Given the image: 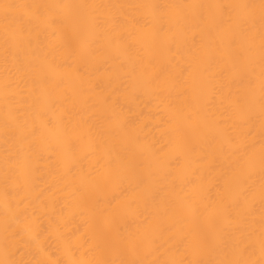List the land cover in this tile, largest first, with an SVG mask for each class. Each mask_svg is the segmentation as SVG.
Returning a JSON list of instances; mask_svg holds the SVG:
<instances>
[{
    "label": "bare ground",
    "instance_id": "1",
    "mask_svg": "<svg viewBox=\"0 0 264 264\" xmlns=\"http://www.w3.org/2000/svg\"><path fill=\"white\" fill-rule=\"evenodd\" d=\"M0 264H264V0H0Z\"/></svg>",
    "mask_w": 264,
    "mask_h": 264
}]
</instances>
